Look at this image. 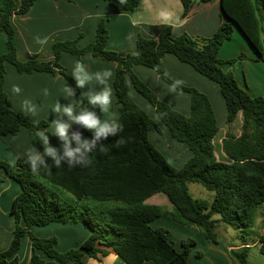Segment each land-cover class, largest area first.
<instances>
[{
  "label": "trees",
  "instance_id": "trees-1",
  "mask_svg": "<svg viewBox=\"0 0 264 264\" xmlns=\"http://www.w3.org/2000/svg\"><path fill=\"white\" fill-rule=\"evenodd\" d=\"M35 1L3 0L0 5V35L5 37L6 44V52L0 56V137L15 135L25 128L34 134L37 147L42 149L38 132L46 129L47 122L27 121L8 107L4 90L5 63L13 65L18 73L54 74L57 71L74 86L72 77L60 65L62 53L74 55L77 60L88 53L115 63L113 90L123 108L119 116L123 131L117 137L102 141L103 145L90 154L91 163L87 167L41 169L33 174L21 160H17L15 166L0 161V169L20 187L10 208L14 218L12 238L8 248L0 252V264L17 263L16 253L24 235L29 237L32 246L29 264H87L90 258L106 256L107 249L125 264H189L191 248L195 245L193 240H183L182 250L178 251L169 239L168 230L150 227V222L165 212L164 207L145 203L157 193H162L172 205L170 215L175 222L200 231L214 243H217L218 223L243 235L249 232L264 204V97L251 96L246 88L239 86L231 72L221 67L242 61L244 55L221 60L218 51L232 38L234 24L250 44L254 60L264 62L262 18L255 0H180L183 17L194 3L219 2L220 12L229 22H222L209 38L187 34L172 37L171 28L164 27L157 39L138 36L135 52L119 56L106 49L107 19H101L93 43L78 48L77 39L58 41L52 45L53 60L21 62L16 56L10 18L26 13ZM104 1L115 13L133 11L139 4V0ZM261 1L264 7V0ZM165 54L173 55L218 85L226 106L227 127L240 114V135L235 137L228 133L221 142L229 163L217 161L214 155L212 140L218 128L208 98L164 74L160 59ZM135 65L152 69L164 82L188 93L189 115L175 112L161 102L133 73ZM130 85L154 108L170 137L190 150L191 157L183 167L174 168L149 141L147 129L154 122L134 102ZM82 98L78 89L75 103ZM83 135L89 138L91 134L84 131ZM49 140L59 147L56 137L50 135ZM190 183L212 192V198L193 199L188 191ZM51 223L81 224L89 235L78 247L58 252L56 237L38 238L30 232L32 226L44 227ZM260 243V253L264 256L263 238ZM35 250L42 251L47 260L40 259ZM234 255L240 264H248V248L234 251Z\"/></svg>",
  "mask_w": 264,
  "mask_h": 264
},
{
  "label": "crops",
  "instance_id": "crops-1",
  "mask_svg": "<svg viewBox=\"0 0 264 264\" xmlns=\"http://www.w3.org/2000/svg\"><path fill=\"white\" fill-rule=\"evenodd\" d=\"M2 1L0 0V5ZM182 12L183 7L180 0H139L138 6L133 11H121L120 13H115L113 8L104 0H36L26 13L12 15L10 22L14 28L16 56L21 62L53 60L52 45L58 41L77 39L76 46L78 48L93 43L96 27L101 19H107L108 41L106 49L119 56L135 52V41L138 36L145 39H157L164 27L171 28L172 37L187 34L194 37L209 38L222 22H229L222 16L218 1L194 3L184 17ZM165 15L167 19L164 18ZM235 27L232 24V38L220 47L218 58L228 60L250 49L249 61H237L232 64H223L221 67L225 72L233 71L235 76V67L245 66L249 71H255L253 74L255 84L244 85V88L251 96H264V91H261L264 88V64L254 60L255 55L250 44L240 30ZM40 41H44V43ZM5 52V37L0 35V56ZM76 60V56L69 53H62L60 56V65L69 76H71L72 65ZM80 60L85 63L90 72L105 68L111 69L113 75L108 83L113 90L115 63L93 57L88 53L83 54ZM160 67L172 81L185 87L194 88L208 98L218 128L212 140L214 155L217 161L229 163V159L222 152L221 142L228 133L235 137L240 135V114L237 115L230 127H227L225 124L226 106L216 83L203 77L191 66L180 62L171 54H165L160 59ZM132 71L170 109L185 116L189 115L190 95L188 93L170 86L155 71L145 66L135 65L132 67ZM65 84L70 85L57 71L54 74L18 73L13 65L5 63L4 90L7 94V105L27 121L34 123L45 121L48 127L54 116L50 108L56 100L61 104L75 103V99L69 101L63 97L62 88ZM13 86L20 88L18 94L13 92ZM97 87L96 82L92 81L85 90H80V93L95 91ZM45 89H47V95H44ZM130 92L134 102L154 122L147 129V136L151 144L173 167L177 169L183 167L191 157L188 147L170 137L167 128L156 116L154 108L131 85ZM25 99L38 105L34 116L30 117L22 112V102ZM112 112L118 118L123 112L122 105L118 103L114 90ZM33 146L40 150L37 147L34 134L25 128L20 129L15 135L2 136L0 137V161L12 166H15L17 160L26 163L24 153ZM0 179V252H3L8 248L12 238L14 218L10 213V208L13 199L20 192V187L2 169H0ZM145 203L162 206L166 210L172 207L162 193L149 197ZM166 212L150 222V227L168 229L170 232L169 239L178 251L182 250L181 242L183 240H193L195 245L191 248L189 264H240L234 255V251L242 248H248V264H264V256L260 253V239H264V204L257 212L252 229L245 235L236 229L230 231L223 226L224 224L218 223L215 229L217 243L206 239L200 231L175 222L172 220L170 212ZM30 232L38 238H49L56 235L55 248L58 252H65L78 247L89 235V231L81 224L63 223H51L44 227L32 226ZM107 250L106 256L90 258L87 260V264H125L111 249ZM35 253L40 259L47 260L42 251L35 250ZM198 253L199 256L196 255ZM31 255L30 239L24 235L16 253V264H29Z\"/></svg>",
  "mask_w": 264,
  "mask_h": 264
},
{
  "label": "clouds",
  "instance_id": "clouds-1",
  "mask_svg": "<svg viewBox=\"0 0 264 264\" xmlns=\"http://www.w3.org/2000/svg\"><path fill=\"white\" fill-rule=\"evenodd\" d=\"M164 18L167 19V16ZM112 75L111 69L90 72L83 61H74L71 69L74 86L65 84L63 97L74 100L77 90H85L92 81L98 87L95 91L81 93L83 98L76 103L61 104L56 100L51 106L50 111L54 116L47 129L38 132L42 150L33 146L24 153L30 173L36 174L41 169L87 167L91 163L90 154L103 145L102 141L117 137L123 131V124L112 112L113 90L108 83ZM13 92L18 94L20 88L13 86ZM44 95H47V89ZM85 103L88 107L83 106ZM37 109L38 105L31 100L22 102L25 115L34 116ZM84 131L90 132L89 138L84 137ZM50 135L58 139L59 147L50 144ZM120 143H124L123 138Z\"/></svg>",
  "mask_w": 264,
  "mask_h": 264
},
{
  "label": "rangeland",
  "instance_id": "rangeland-1",
  "mask_svg": "<svg viewBox=\"0 0 264 264\" xmlns=\"http://www.w3.org/2000/svg\"><path fill=\"white\" fill-rule=\"evenodd\" d=\"M255 2H256L257 8H258L257 12L262 18L261 41H262V45H263V48H264V7L262 6V1L261 0H255ZM234 27H235V25H234ZM236 47H237V45L235 46V48ZM249 50H247L245 52L244 51L241 52V54L244 55L243 61H246V60L249 61V59H248L249 56H250V51ZM237 56H239V55H237ZM237 56H235L234 58H236ZM230 59H232V58H230ZM260 63L264 64V62H262V61H260ZM253 64H255V63H253ZM235 72H236V76H235L234 72L231 71V73L234 75V77H236L235 79L238 82L240 87L244 88V85L245 86H247V85L249 86L250 83L255 84L254 83L255 76L253 75L255 71L252 72V71H249L247 68H245V66L244 67L243 66L242 67L239 66L238 68L235 67ZM256 80H258V79H256ZM261 91H264V88H262ZM188 191H189L190 195L192 196V198L195 199V200H197V199H205V200L211 199L212 192L206 190L201 185L190 183V184H188ZM164 209H165V212L167 211L166 213H169V212L171 213L172 210H173L172 207H171V209H167V210H166V208H164ZM223 226L228 228V230H230V231L235 230L234 228H232V227H230L228 225L224 224ZM166 230H168V229H166ZM168 232H169V230H168ZM169 234H170V232H169ZM53 236L56 237V239H57L56 235H53Z\"/></svg>",
  "mask_w": 264,
  "mask_h": 264
},
{
  "label": "water",
  "instance_id": "water-1",
  "mask_svg": "<svg viewBox=\"0 0 264 264\" xmlns=\"http://www.w3.org/2000/svg\"><path fill=\"white\" fill-rule=\"evenodd\" d=\"M236 26V25H235Z\"/></svg>",
  "mask_w": 264,
  "mask_h": 264
}]
</instances>
